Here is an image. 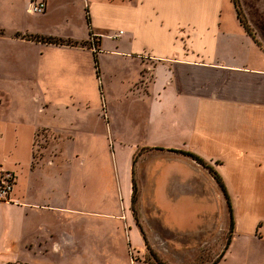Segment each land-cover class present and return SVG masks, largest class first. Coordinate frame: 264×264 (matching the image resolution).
I'll return each mask as SVG.
<instances>
[{
    "label": "crops",
    "instance_id": "1",
    "mask_svg": "<svg viewBox=\"0 0 264 264\" xmlns=\"http://www.w3.org/2000/svg\"><path fill=\"white\" fill-rule=\"evenodd\" d=\"M32 1L0 0V97L25 83L38 105L0 123L26 146L1 168L20 171L2 264H264V45L232 0ZM184 152L228 192L225 245L222 187Z\"/></svg>",
    "mask_w": 264,
    "mask_h": 264
},
{
    "label": "rangeland",
    "instance_id": "2",
    "mask_svg": "<svg viewBox=\"0 0 264 264\" xmlns=\"http://www.w3.org/2000/svg\"><path fill=\"white\" fill-rule=\"evenodd\" d=\"M232 4L237 11L238 21L240 22L243 20V22H240V24L244 28L247 35L256 42L259 41L258 37H260V39L263 40L261 45H264V34L260 33V32H264V20L261 19L258 13L253 12V11L259 12L260 10L259 4L247 3L251 10L249 17H247V15L245 14V10L246 12H248V10L245 8L247 4L243 3L242 0H232ZM243 23H245V25L247 26V29ZM30 79L33 80L32 78ZM7 83H11V82H7ZM13 83L16 84L15 82ZM17 87H19L18 90H17ZM17 87L15 89V92L9 91V92H4L3 94H1L0 123H2L3 121H6L7 119H11L12 117H14L17 120L21 119V121L18 120L16 123V126H18L20 130L22 127L24 128L27 127V123H25L24 121L26 113H28V115L30 114V116L33 117L32 110H37L38 105L36 104V100L32 98L34 95V92L29 93V91L24 90L26 87L25 83L19 84V86ZM121 93H122L121 88L119 87L112 88L110 100L111 102L116 103L117 106H119L118 101L120 99ZM51 110H55V108H51ZM14 128L15 127L12 126L11 121H10V126L8 128H5V132H4L5 134L3 137L4 139L0 141V163L2 165L0 166V184L1 182L5 181V179L9 175L11 179L14 181V183H16L17 185L19 184L20 171L18 168L13 169V170L12 169L5 170V171L1 169L5 166L13 167L15 162L22 160V158H24L26 155V146L22 145V141L17 139L18 132H16ZM221 207L224 212V217L222 215V218H221L222 220L221 230L224 229L222 230V240H223L222 245H225L226 239L228 235L230 234L227 231H225L229 229L230 218H229V212L227 213L228 209L225 203H222ZM5 259H8V258H3L2 260H0V264H2V262L5 261ZM14 260L16 259H10L6 261H14Z\"/></svg>",
    "mask_w": 264,
    "mask_h": 264
},
{
    "label": "trees",
    "instance_id": "3",
    "mask_svg": "<svg viewBox=\"0 0 264 264\" xmlns=\"http://www.w3.org/2000/svg\"><path fill=\"white\" fill-rule=\"evenodd\" d=\"M239 16V15H238ZM242 20V19H241ZM240 22H243L240 21ZM88 23L89 22V18H88ZM245 25V23H243ZM246 29H247V26L245 25ZM90 48H92L95 52H96V47H95V40H96V37L90 33ZM40 42H43V43H46V44H53V45H61V46H71V47H88V43L87 42H73V41H66V40H62V39H55V38H41L39 40ZM95 49H94V48ZM94 62H95V68H96V73H97V76L99 77V74H100V68H99V63H98V60H97V57L94 53ZM184 154L192 157L195 161H197L199 164L203 165L204 167H206L207 169H209V171L212 173V175L214 176V178L220 183L221 187H222V190L224 192V195L226 197V200H227V203H228V206H229V211H230V214H231V224H230V233L233 232L234 230V221H233V213H232V208H231V203H230V198H229V195H228V192L222 182V179L220 178V176L218 175V173L211 167L209 166L208 164H206L202 159H200L199 157H197L196 155L192 154V153H187V152H184ZM136 197H137V189H136V186L135 184L133 185V195H132V205H133V208L135 206V203H136ZM159 264H162L161 262H158Z\"/></svg>",
    "mask_w": 264,
    "mask_h": 264
},
{
    "label": "built area",
    "instance_id": "4",
    "mask_svg": "<svg viewBox=\"0 0 264 264\" xmlns=\"http://www.w3.org/2000/svg\"><path fill=\"white\" fill-rule=\"evenodd\" d=\"M46 8V0H33L29 5V12L32 14H43L46 11ZM13 189L14 181L9 175L5 181L1 182L0 184V201H10Z\"/></svg>",
    "mask_w": 264,
    "mask_h": 264
}]
</instances>
